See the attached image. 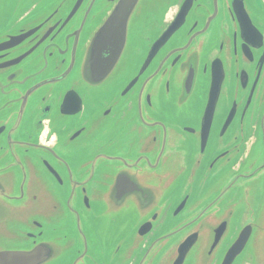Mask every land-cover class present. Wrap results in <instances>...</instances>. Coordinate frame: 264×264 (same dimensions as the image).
Returning <instances> with one entry per match:
<instances>
[{"label":"water","instance_id":"obj_1","mask_svg":"<svg viewBox=\"0 0 264 264\" xmlns=\"http://www.w3.org/2000/svg\"><path fill=\"white\" fill-rule=\"evenodd\" d=\"M200 5L0 0V264H264V121L242 161L220 153L219 177L185 194L216 130L264 117L257 7L231 1V35ZM49 129L65 135L45 145ZM134 137L148 157L124 162ZM170 203L184 215L145 250Z\"/></svg>","mask_w":264,"mask_h":264},{"label":"flooded vegetation","instance_id":"obj_2","mask_svg":"<svg viewBox=\"0 0 264 264\" xmlns=\"http://www.w3.org/2000/svg\"><path fill=\"white\" fill-rule=\"evenodd\" d=\"M231 1L232 0H209L208 3H204L203 0H200V6L199 7H210L209 12L203 10L201 12L200 16H211V14L215 13L217 15L215 17L216 25H222V26H229L230 27V33L231 29L234 26L233 18L231 17L230 13V7H231ZM245 7H249V13L252 14L250 7H257V14L253 17L257 20L258 25L261 27L263 33H264V0H244ZM198 7V5H195ZM194 6V7H195ZM172 17V12H169L167 15V19ZM214 19V14H213ZM202 21H197V26L201 24ZM206 22V21H204ZM236 31V28L233 29V32ZM231 33V35L233 34ZM236 34V33H235ZM235 39H237V36L235 35ZM240 48H243L241 41H238V51ZM239 65H241V68L244 69V72L249 76H252V70L253 67L256 65V61L252 60L251 63L243 62V59H240V62H238ZM258 64V63H257ZM232 81L235 85H237V80L233 76ZM251 83V79L249 78V82ZM264 88V83L261 84ZM248 92L246 90H241L240 95L238 97V100L241 102H244L247 99ZM100 110V107L97 108L96 111ZM142 114L140 112V118L143 121V118L141 117ZM264 121V117L260 115H255L252 117V115L246 117V120L243 122L242 126L237 124V127H239V130H229L225 133V135L222 137H219L218 131L216 130V136H215V144L212 149V152L210 153L209 157L206 155L205 158L202 160H199L197 163V170L199 171V176L195 182L194 187L187 191L185 194L189 195V202L188 205L191 203V201H195L197 198L201 196V194L206 190V188L216 179L219 177V173L216 175L215 170L211 169V166L215 159H217V156L225 152L224 159L225 161H230V158L233 155L239 154V160H243L246 153L248 152L252 141L254 140L255 136H257L258 133L262 131L261 122ZM161 133L163 141L165 140V137L167 136V131L161 129L159 131ZM65 134L64 133H57L54 131H51L50 129L47 131V133L44 135L43 143L45 145L50 143H56L58 142ZM143 135H147L151 137L152 133L148 132ZM163 141L161 142V145H163ZM137 144V139L134 137L132 141V147L127 150V154L124 156L118 155L119 159L122 161H126V159H139V160H146L148 155L142 154V151L140 149H136L133 146ZM114 149H117V145H114ZM179 151H188V148L181 147ZM172 154V152L170 153ZM169 154V155H170ZM107 155V154H105ZM160 160V161H159ZM157 168L159 170V173H162L166 171L169 167V160L164 161L163 158H158ZM115 164H109L106 166V170L108 172L115 171L114 166ZM233 167V163L228 162L227 165L224 168V171L229 170ZM123 168V167H122ZM94 188L98 187V183H94ZM178 197V196H177ZM176 197V198H177ZM175 198V199H176ZM174 199V201H175ZM173 201V202H174ZM172 202V203H173ZM172 204L170 203L166 210L162 214V222L161 224L155 229L154 234L146 240L145 242V250L148 249L153 241L158 238L161 234L164 233V231L171 226L172 224L176 223L178 220L182 218L185 212L180 213L178 216H173L171 211ZM199 227V224H198ZM210 225L205 224L203 226V235L202 238H205L208 236L207 229H209ZM189 229H192L191 224L189 225Z\"/></svg>","mask_w":264,"mask_h":264},{"label":"rangeland","instance_id":"obj_3","mask_svg":"<svg viewBox=\"0 0 264 264\" xmlns=\"http://www.w3.org/2000/svg\"><path fill=\"white\" fill-rule=\"evenodd\" d=\"M2 17H3V16H2V15H0V19H2Z\"/></svg>","mask_w":264,"mask_h":264}]
</instances>
